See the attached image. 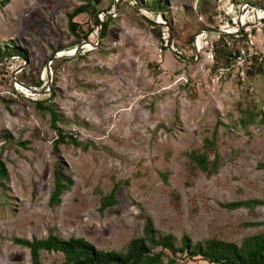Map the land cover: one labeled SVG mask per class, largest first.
Listing matches in <instances>:
<instances>
[{"label": "rangeland", "instance_id": "374dc122", "mask_svg": "<svg viewBox=\"0 0 264 264\" xmlns=\"http://www.w3.org/2000/svg\"><path fill=\"white\" fill-rule=\"evenodd\" d=\"M85 4L108 22L104 37L87 12L73 18L78 36L70 31L67 15ZM263 9L264 0H0V264H31L13 238L48 234L124 253L146 216L175 247L184 234L191 245L240 246L264 232ZM13 46L25 56L4 53ZM250 56L262 57L259 72ZM42 99L77 146L53 147L50 113L34 105ZM212 138L217 171L206 177L188 153ZM55 169L70 183L50 205ZM117 182V203L100 211ZM247 200L263 203L223 206ZM39 260L64 256L42 249Z\"/></svg>", "mask_w": 264, "mask_h": 264}, {"label": "trees", "instance_id": "16d2710c", "mask_svg": "<svg viewBox=\"0 0 264 264\" xmlns=\"http://www.w3.org/2000/svg\"><path fill=\"white\" fill-rule=\"evenodd\" d=\"M9 0H2V4H6ZM82 12H87L94 17L97 24H101L100 29L101 37H104L107 33L108 22H99L97 17L96 8L89 5H80L73 9L71 13L67 15L68 26L70 31L78 36L76 29L79 27L77 23L73 21V18ZM86 34L83 35V37ZM231 37V35H229ZM244 36V35H242ZM7 55H24L23 51L14 46L11 49L4 52ZM221 54L231 56V54L238 53V50H221ZM4 56V55H3ZM0 55V58L3 57ZM262 57L257 62V58L254 56L249 57L251 65L250 70H261ZM38 86L41 85L40 80L36 82ZM48 97V96H47ZM44 99H49L44 98ZM38 100L34 102L37 109H46L51 116V126L56 131V138L53 141V147L59 144L71 143L75 146L78 142L70 134L63 133L57 126V115L49 105H44L45 100ZM247 112V111H246ZM247 117L250 122H254L256 119L255 112H247ZM242 121V120H241ZM8 139V135L3 136ZM212 152L215 158L212 161L207 159V153ZM190 162L203 172L206 177L214 174L217 171V159L215 150L213 147V138L211 140L206 139L201 153L196 150H192L188 153ZM259 167L264 168V164H259ZM8 180V171L4 162L0 158V187L3 186V182ZM69 180L59 174L57 169L53 172V189L49 196V204L60 203V196L67 189ZM117 182L113 185L112 189L107 195L102 196L100 199L99 210H103L109 206H113L117 203L116 191L119 187ZM263 203L258 200H247L244 202L235 201L227 204H223L228 209H236L238 207H246L252 209L255 205ZM246 225H253L247 223ZM13 241L23 247L29 249V255L31 264H41L39 260V251H60L64 256L62 263L55 264H161L162 258L166 257V264H175L178 260L186 257L191 260H202L207 264H264V232L247 236L243 238L240 246H236L231 242H226L219 239H207L204 245L200 242H196L191 245L190 238L184 234L180 238V246L175 247L173 244L172 236L167 234L160 238H157L154 233L152 220L149 216L144 218L143 235L130 239L127 243L124 253H117L114 251H100L94 248L89 242L82 238L61 239L56 235L48 234L46 238L32 240L24 238H13Z\"/></svg>", "mask_w": 264, "mask_h": 264}, {"label": "built area", "instance_id": "2783aa9c", "mask_svg": "<svg viewBox=\"0 0 264 264\" xmlns=\"http://www.w3.org/2000/svg\"><path fill=\"white\" fill-rule=\"evenodd\" d=\"M244 8H246V6H242L241 7V9H244ZM264 10V9H263ZM261 12V16H259L258 18H257V24L255 25V26H257V25H260V26H262V22H264V12L263 11H260ZM255 23V22H254ZM242 24L245 26V27H248V24L249 23H246L244 20L242 21ZM254 27V26H253ZM245 30V32H250V31H252V29L251 28H249V29H244ZM223 32H225L224 30H222ZM225 33H227V34H229V35H231L232 33L229 31V32H225ZM242 35H245V34H242ZM240 52H241V55L243 56L244 55V51L243 50H240ZM239 57H241L240 55H239Z\"/></svg>", "mask_w": 264, "mask_h": 264}, {"label": "water", "instance_id": "95a60500", "mask_svg": "<svg viewBox=\"0 0 264 264\" xmlns=\"http://www.w3.org/2000/svg\"><path fill=\"white\" fill-rule=\"evenodd\" d=\"M220 32H223L222 30H220Z\"/></svg>", "mask_w": 264, "mask_h": 264}, {"label": "bare ground", "instance_id": "6f19581e", "mask_svg": "<svg viewBox=\"0 0 264 264\" xmlns=\"http://www.w3.org/2000/svg\"><path fill=\"white\" fill-rule=\"evenodd\" d=\"M264 11V10H263Z\"/></svg>", "mask_w": 264, "mask_h": 264}]
</instances>
